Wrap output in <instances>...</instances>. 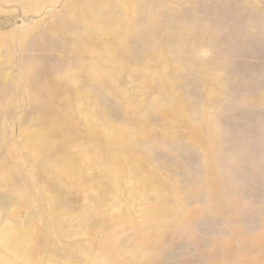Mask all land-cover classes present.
I'll list each match as a JSON object with an SVG mask.
<instances>
[{"label":"rangeland","instance_id":"374dc122","mask_svg":"<svg viewBox=\"0 0 264 264\" xmlns=\"http://www.w3.org/2000/svg\"><path fill=\"white\" fill-rule=\"evenodd\" d=\"M0 264H264V0H0Z\"/></svg>","mask_w":264,"mask_h":264}]
</instances>
